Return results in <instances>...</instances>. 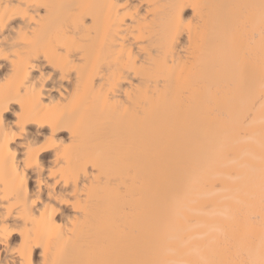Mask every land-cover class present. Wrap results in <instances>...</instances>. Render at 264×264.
<instances>
[{
	"label": "bare ground",
	"instance_id": "obj_1",
	"mask_svg": "<svg viewBox=\"0 0 264 264\" xmlns=\"http://www.w3.org/2000/svg\"><path fill=\"white\" fill-rule=\"evenodd\" d=\"M0 264H264V0H0Z\"/></svg>",
	"mask_w": 264,
	"mask_h": 264
}]
</instances>
